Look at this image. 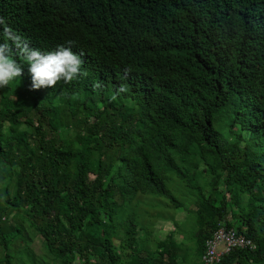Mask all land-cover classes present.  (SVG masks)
<instances>
[{"label": "trees", "instance_id": "trees-1", "mask_svg": "<svg viewBox=\"0 0 264 264\" xmlns=\"http://www.w3.org/2000/svg\"><path fill=\"white\" fill-rule=\"evenodd\" d=\"M0 17V35L71 42L83 60L78 79L33 89L17 56L21 76L0 88L5 264L24 222L54 264L180 263L177 229L145 247L138 223L142 196L183 206L174 176L193 196L200 259L225 225L254 248L216 264H264V0H0Z\"/></svg>", "mask_w": 264, "mask_h": 264}, {"label": "rangeland", "instance_id": "rangeland-1", "mask_svg": "<svg viewBox=\"0 0 264 264\" xmlns=\"http://www.w3.org/2000/svg\"><path fill=\"white\" fill-rule=\"evenodd\" d=\"M168 184L176 199L182 202L183 206L174 208L166 198L142 196L141 199L145 201L143 205L146 206L147 213L145 218H139L138 223H145V226L149 228L148 230L152 231V235L144 238L142 232L140 233L141 240L145 247H155L157 242L167 235L168 230L177 229L176 235H173L174 239L171 238L178 245L176 250L180 263L176 264H200V256L197 254L196 249V237H194L198 232V225L196 214L193 211L191 212L190 209L193 196L190 189L175 176ZM205 190L207 191V187ZM2 205L3 201L0 200V208ZM8 217L9 215H4L3 222L5 224L7 221L10 228L14 223ZM23 226L21 236L17 237L7 249L12 257L10 264H54L52 256L42 245L41 236L30 228L26 222L23 223ZM115 244L117 245L118 241H115ZM223 248L224 244L220 243L218 249L222 250ZM4 253L5 250L0 246V264H5L3 260Z\"/></svg>", "mask_w": 264, "mask_h": 264}, {"label": "clouds", "instance_id": "clouds-1", "mask_svg": "<svg viewBox=\"0 0 264 264\" xmlns=\"http://www.w3.org/2000/svg\"><path fill=\"white\" fill-rule=\"evenodd\" d=\"M4 25L5 18L0 17V26ZM70 43L69 46L58 45L52 51H41L31 47L20 34L5 26L3 35H0V88L21 76L23 68L17 56H23L27 61L33 89L78 79L83 74V60L81 54L73 51ZM124 91L127 89L123 85L117 89V92Z\"/></svg>", "mask_w": 264, "mask_h": 264}, {"label": "built area", "instance_id": "built-area-1", "mask_svg": "<svg viewBox=\"0 0 264 264\" xmlns=\"http://www.w3.org/2000/svg\"><path fill=\"white\" fill-rule=\"evenodd\" d=\"M220 243L224 244L222 250L218 249ZM234 248L253 249L254 244L245 234L238 232L233 227L225 225L218 226L205 241L203 253L201 255L202 264H216L220 261L224 253Z\"/></svg>", "mask_w": 264, "mask_h": 264}, {"label": "crops", "instance_id": "crops-1", "mask_svg": "<svg viewBox=\"0 0 264 264\" xmlns=\"http://www.w3.org/2000/svg\"><path fill=\"white\" fill-rule=\"evenodd\" d=\"M172 230V229H171ZM169 231V230H168ZM168 231H167V233H168ZM173 239H174V237H172Z\"/></svg>", "mask_w": 264, "mask_h": 264}]
</instances>
